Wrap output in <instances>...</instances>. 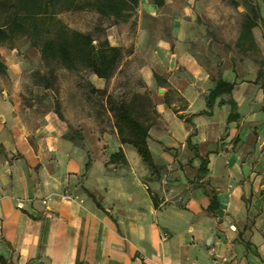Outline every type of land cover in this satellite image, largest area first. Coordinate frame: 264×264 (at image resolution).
Here are the masks:
<instances>
[{"label":"crops","instance_id":"obj_1","mask_svg":"<svg viewBox=\"0 0 264 264\" xmlns=\"http://www.w3.org/2000/svg\"><path fill=\"white\" fill-rule=\"evenodd\" d=\"M191 8L134 10L140 64L126 87L148 104L153 169L120 141L113 97L3 63L32 82L0 96V264H264V39L256 27L251 42L203 33ZM124 38L112 26L106 40L123 49ZM120 69L110 83L89 73V84L111 92ZM221 81L231 90L210 99Z\"/></svg>","mask_w":264,"mask_h":264},{"label":"trees","instance_id":"obj_2","mask_svg":"<svg viewBox=\"0 0 264 264\" xmlns=\"http://www.w3.org/2000/svg\"><path fill=\"white\" fill-rule=\"evenodd\" d=\"M153 1L158 6L163 4V0ZM137 5L138 0H0V11L5 16V21L0 25V46L15 35H25L44 62H54L69 72L82 69L99 79L108 80L122 60L123 49L111 46L106 39L95 47L91 36L68 28L57 15L64 11L92 9L102 18H122L125 21L131 17ZM250 8L240 35V40L246 42L252 41L250 33L256 27L257 19L255 9ZM6 71V66L0 62V75H5ZM231 88L225 82H218L209 98ZM140 104H143V99L135 96L128 103L121 102L110 109L120 141L132 146L142 161L153 169L146 142L148 126L145 125Z\"/></svg>","mask_w":264,"mask_h":264},{"label":"rangeland","instance_id":"obj_3","mask_svg":"<svg viewBox=\"0 0 264 264\" xmlns=\"http://www.w3.org/2000/svg\"><path fill=\"white\" fill-rule=\"evenodd\" d=\"M188 1H190V3L192 2L191 11L196 17L195 20L192 19V21L200 25L199 31L203 33H208L210 31L213 33L214 30L223 32L226 33L231 40L241 31L242 24L246 16L250 13V7H253L257 14L255 33L258 37L264 39V0ZM130 16L129 20L125 21L122 18L119 20L105 19L92 9L64 11L57 15V18L68 28L91 36L95 44L106 39L112 26H114L115 35L117 37L118 35H124L125 48H123L122 60L119 63L121 69L118 76L115 77L111 92L96 91L89 84L90 74L88 71L79 69L69 72L54 62H44L39 51L32 47L30 38L25 35H15L4 45L0 46V62L16 64L17 62L19 63L25 60L30 65H37L38 69H42L48 76L52 74V71L58 77L59 85L63 87L62 89L64 90L68 91L71 87L75 86L76 90L85 92L83 94L84 96L107 97L109 99L113 97L115 100H112V102L107 100L108 107H113L121 102L128 103L127 101L134 98L136 95H132L135 89L134 87L130 88L126 86L127 83H138L137 67L140 64V56L138 53L133 55L136 48L135 43L137 37L136 13L132 12ZM187 18L191 21V14H188ZM4 21V13L0 11V25H2ZM147 26L148 28L155 29V32H158L160 29L165 31L167 25L156 23L148 24ZM214 36V34L210 35V37ZM207 39H209L208 34L201 46L207 47ZM250 54L258 59L262 57L260 51H251ZM31 82L32 78L28 77H23L22 79L21 77H15L13 74L0 75V96L2 93H5L7 96L17 95L18 93L25 94L26 92L28 94L29 91L26 88ZM102 83L101 80L98 81V86L102 85ZM108 83H110L109 79ZM139 97L143 99V104L140 105H142V110L145 112L148 110V104L146 100H144V97ZM139 120L142 119L139 117Z\"/></svg>","mask_w":264,"mask_h":264},{"label":"built area","instance_id":"obj_4","mask_svg":"<svg viewBox=\"0 0 264 264\" xmlns=\"http://www.w3.org/2000/svg\"><path fill=\"white\" fill-rule=\"evenodd\" d=\"M159 238H160V240L161 241H165V240H167L168 238H169V234L167 233V232H161L160 234H159ZM215 252V249L214 248H211L210 249V253H214ZM226 261V259L225 258H223L222 259V262H225Z\"/></svg>","mask_w":264,"mask_h":264},{"label":"water","instance_id":"obj_5","mask_svg":"<svg viewBox=\"0 0 264 264\" xmlns=\"http://www.w3.org/2000/svg\"><path fill=\"white\" fill-rule=\"evenodd\" d=\"M191 18L193 19V20H195V14L191 11ZM94 46L96 47V44L94 43ZM174 55H172L171 56V58H170V61H169V69L170 70H172L173 68H174Z\"/></svg>","mask_w":264,"mask_h":264}]
</instances>
